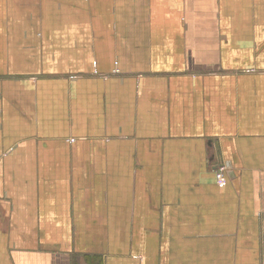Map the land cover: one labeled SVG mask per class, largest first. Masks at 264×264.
Here are the masks:
<instances>
[{
    "label": "crops",
    "instance_id": "crops-1",
    "mask_svg": "<svg viewBox=\"0 0 264 264\" xmlns=\"http://www.w3.org/2000/svg\"><path fill=\"white\" fill-rule=\"evenodd\" d=\"M0 264H264V0H0Z\"/></svg>",
    "mask_w": 264,
    "mask_h": 264
},
{
    "label": "built area",
    "instance_id": "built-area-1",
    "mask_svg": "<svg viewBox=\"0 0 264 264\" xmlns=\"http://www.w3.org/2000/svg\"><path fill=\"white\" fill-rule=\"evenodd\" d=\"M225 170V166L221 165L220 167L217 168L216 170V177L217 179H220L222 177V173Z\"/></svg>",
    "mask_w": 264,
    "mask_h": 264
}]
</instances>
